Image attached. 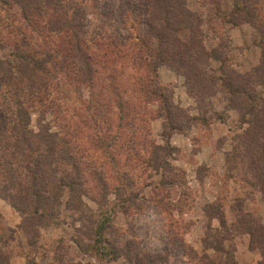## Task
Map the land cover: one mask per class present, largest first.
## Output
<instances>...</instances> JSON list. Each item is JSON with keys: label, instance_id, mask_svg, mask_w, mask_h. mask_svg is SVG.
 <instances>
[{"label": "rangeland", "instance_id": "1", "mask_svg": "<svg viewBox=\"0 0 264 264\" xmlns=\"http://www.w3.org/2000/svg\"><path fill=\"white\" fill-rule=\"evenodd\" d=\"M147 1H69L82 8L80 19L90 36L100 33L114 44L104 57L99 55L104 64L91 85L76 84L72 73L68 76L64 68L60 69L64 63L56 67L62 57L57 50L44 66L50 70L55 66L59 76L36 72V76L49 78V98L55 106L60 104L57 116L48 110L46 118L55 124L54 130L61 128L67 141L85 151L80 155L90 170L83 186L85 194L77 210L68 208L67 197L62 196L60 210L48 220L24 216L0 195V264L259 263L261 252L251 245L247 226L264 225V191L254 185L247 158L232 159L235 150L243 154L242 147L236 149V137L242 132L241 112L220 85L217 91L207 89L198 97L188 76L167 64L151 65L154 59L147 42L154 44L156 39L149 31L154 11ZM24 2L29 7H24ZM23 3L0 0L2 58L13 57L10 54L15 43L36 52L46 46L41 43L40 32L51 19L50 5L41 0ZM186 7L204 20V44L217 47L218 54L220 50L228 54L227 73H244L258 63L262 49L250 23L219 24L212 19L205 0H187ZM51 37L61 41L57 35ZM209 64L221 74L219 62ZM17 74L0 77L2 122L8 120L7 101L11 102L6 90L15 87ZM140 80L150 86L157 80L168 87L176 120L183 128L172 130L168 151L154 147L165 146L167 119L159 101L139 90ZM22 81L28 91L26 80ZM257 89L264 94V87ZM100 103L102 107H98ZM87 105L93 113L101 108L100 127L93 129L95 122L84 117ZM32 120L31 126L36 128L38 113ZM131 130L136 143H130L135 149L118 148L120 143L129 142ZM102 135L103 149L95 137ZM154 161H161L163 167L157 171L151 165ZM107 216L112 225L102 237L95 228L97 221ZM105 240L115 253L105 254Z\"/></svg>", "mask_w": 264, "mask_h": 264}, {"label": "trees", "instance_id": "2", "mask_svg": "<svg viewBox=\"0 0 264 264\" xmlns=\"http://www.w3.org/2000/svg\"><path fill=\"white\" fill-rule=\"evenodd\" d=\"M41 1L50 5L49 8L53 11L51 19L46 20L40 32L41 43L46 46L38 48L40 52H36L32 48L24 49V44L18 47L15 43L10 54L13 57L0 56L1 79L18 73L14 79L15 87L10 86L6 90L10 91L11 95L7 97L11 101H7L8 120L0 121V195L7 197L24 216L48 220L60 210L62 196L67 197L68 208L74 210L80 208L82 194H85L83 186L90 170L84 165L85 160L80 157L85 154L84 150L80 151L81 146L67 141L60 132L61 128L60 131L54 130L55 124L46 118L48 110H52L57 116L56 107L60 104L57 102L55 106L56 103L49 98L52 91L49 78L36 76V72L43 75L49 72L58 77L60 72L56 67L59 68V64L64 63L60 69L64 68L68 76L72 73L76 84L91 85L99 68L104 64L99 55L104 57L114 44L106 40L105 36L100 37V33L95 37L87 33L80 19L82 8L78 3L73 5L70 0ZM205 1L210 8L212 19L217 20L219 24L239 25L248 22L255 28L258 35L256 43L262 49L258 63L244 73L235 71L233 74L227 73L224 68L229 62L228 54L222 53L221 50L218 54L217 47L208 48L204 44V20L186 7L187 0H148V5L154 11L149 18V31L156 39L154 44L147 42L148 51L152 53L154 59L151 65L154 67L160 63L167 64L188 76L191 86L197 88L195 94L198 97L207 89L217 91L219 85L223 93L232 96L228 99L240 110L242 116L240 122L242 132L236 137L238 139L236 149L242 147L243 150V154L233 151L232 159L236 161V157L247 158L254 185L264 191V94L257 89L258 86L264 87V0H232L231 4L224 3L227 0ZM23 4L24 7H29L28 3ZM50 34L57 35L61 41L53 39ZM98 36L101 39L95 40ZM54 50L59 51L62 57L56 62V67L53 66L50 70L44 64H47ZM37 54L42 56L38 57ZM212 60L220 63L221 74L209 67ZM208 71L213 73L208 74ZM23 79L27 82L28 91L23 88L25 87ZM157 82L156 80L155 84L150 86L140 80L138 88L145 97L159 101L167 119L163 133L165 146H154L165 150L171 146L169 138L172 130L183 131V128L176 120L175 105L167 94L168 87ZM11 83L9 82L10 85ZM30 92L34 95L31 96ZM102 106L101 103L98 105ZM85 109L87 112L85 111L84 117L88 118L90 123L95 122L93 129L100 127L101 108H96L97 111L94 109V113L90 105L85 106ZM34 113H38L36 128L31 126ZM178 119L182 121L181 117ZM62 127H66L65 124H62ZM66 132L70 134L69 128ZM95 137L101 142L100 146L103 149L105 135ZM129 137V142L120 143L118 148L134 150V144L130 143L135 137L133 130L130 131ZM166 153L162 156L163 160L167 156ZM151 165L157 171L163 167L161 161L158 164L154 161ZM111 225L110 216L100 218L96 224V234L103 237L105 230ZM247 231L251 237V245L261 252L258 264H264V225L248 224ZM104 245L105 254L115 253L109 241L105 240ZM148 258L153 261L151 257Z\"/></svg>", "mask_w": 264, "mask_h": 264}]
</instances>
